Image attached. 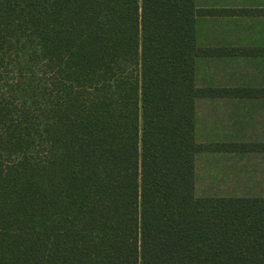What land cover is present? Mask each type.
Wrapping results in <instances>:
<instances>
[{"label": "trees", "instance_id": "trees-1", "mask_svg": "<svg viewBox=\"0 0 264 264\" xmlns=\"http://www.w3.org/2000/svg\"><path fill=\"white\" fill-rule=\"evenodd\" d=\"M196 0H0V264H264V198H198Z\"/></svg>", "mask_w": 264, "mask_h": 264}, {"label": "rangeland", "instance_id": "rangeland-1", "mask_svg": "<svg viewBox=\"0 0 264 264\" xmlns=\"http://www.w3.org/2000/svg\"><path fill=\"white\" fill-rule=\"evenodd\" d=\"M197 42L233 51L198 59V86L249 94L197 101L203 150L196 156V195L264 198V16L245 22L202 19Z\"/></svg>", "mask_w": 264, "mask_h": 264}, {"label": "crops", "instance_id": "crops-1", "mask_svg": "<svg viewBox=\"0 0 264 264\" xmlns=\"http://www.w3.org/2000/svg\"><path fill=\"white\" fill-rule=\"evenodd\" d=\"M196 4L201 9L217 11L215 15L199 17L197 31L198 23L202 19L245 22L255 21L257 16H264V0H196Z\"/></svg>", "mask_w": 264, "mask_h": 264}]
</instances>
